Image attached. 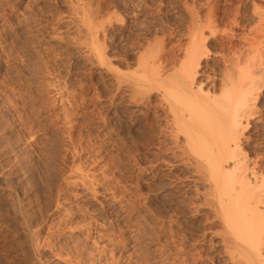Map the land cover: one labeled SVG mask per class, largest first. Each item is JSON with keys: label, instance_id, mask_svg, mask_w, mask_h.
<instances>
[{"label": "rangeland", "instance_id": "1", "mask_svg": "<svg viewBox=\"0 0 264 264\" xmlns=\"http://www.w3.org/2000/svg\"><path fill=\"white\" fill-rule=\"evenodd\" d=\"M251 1L0 0V264H256L246 244L223 252L220 207L160 130L159 91L129 102L139 54L180 63L196 33L218 80L264 42ZM255 108L242 146L264 172V86Z\"/></svg>", "mask_w": 264, "mask_h": 264}, {"label": "bare ground", "instance_id": "2", "mask_svg": "<svg viewBox=\"0 0 264 264\" xmlns=\"http://www.w3.org/2000/svg\"><path fill=\"white\" fill-rule=\"evenodd\" d=\"M251 5V14L262 24L264 0H252ZM233 13L234 16L239 14L238 11ZM208 14L214 16L215 11ZM224 15L231 16L230 13ZM101 24L99 26L103 27ZM99 26L93 31L94 35L98 28L102 30ZM262 26L259 25L264 28V23ZM195 34H191L184 58L177 65L169 55L164 56L162 47L152 51L151 58L145 55L142 58L139 54L137 63L141 70L133 76L129 102L138 106L153 88L159 91L158 106L163 105L165 109V124L160 130L180 151L181 147L187 148H183L182 154L189 159L194 175L208 182V193L220 207L217 215L226 226V231L220 235L223 252L233 259V250H243L246 244L256 264H264V172L242 146L244 131L256 113V99L264 86V42L261 43L260 38L248 41L246 47L241 46L243 50L236 49L239 54L224 58V72L216 80L210 72L198 69L204 43ZM163 57V61L171 59L169 67H164L167 61L164 70L154 73L153 69L162 65ZM147 70L154 74L148 76ZM241 246L243 248H239ZM248 254L251 257V253ZM252 260L249 264L255 262Z\"/></svg>", "mask_w": 264, "mask_h": 264}]
</instances>
